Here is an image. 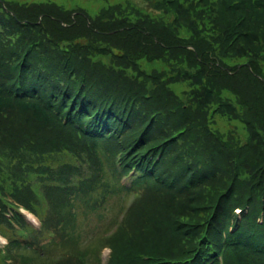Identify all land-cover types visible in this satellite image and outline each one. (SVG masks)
I'll return each instance as SVG.
<instances>
[{"label":"trees","instance_id":"trees-1","mask_svg":"<svg viewBox=\"0 0 264 264\" xmlns=\"http://www.w3.org/2000/svg\"><path fill=\"white\" fill-rule=\"evenodd\" d=\"M146 3L0 0V155L43 221L0 203L9 264H264V0Z\"/></svg>","mask_w":264,"mask_h":264},{"label":"rangeland","instance_id":"rangeland-1","mask_svg":"<svg viewBox=\"0 0 264 264\" xmlns=\"http://www.w3.org/2000/svg\"><path fill=\"white\" fill-rule=\"evenodd\" d=\"M5 1H9L11 3L10 5L12 6H15L17 4H30L33 2L53 1L69 9L82 8L86 12H88L90 16H94L95 14H97V12L102 7L116 4V3H120L123 5L132 4L134 6L141 8L142 10L146 12L154 13V11L147 5L146 0H5ZM151 65H155V67H158L159 62H155L154 64H149L148 66L152 67ZM111 82H114V79ZM171 87L179 95L182 94V91L188 89V86L186 83L174 84V85H171ZM226 92H228V96L231 102H233L236 105V107L239 109L241 113V109H240V106L237 104L236 98H234V96L231 95L229 91H226ZM215 119H216V123L212 124V127L215 128L220 133H225L228 130L236 129L237 132L239 133V139H241V141H244L246 139L247 134L245 132V129L240 119L230 120L221 115H216Z\"/></svg>","mask_w":264,"mask_h":264}]
</instances>
